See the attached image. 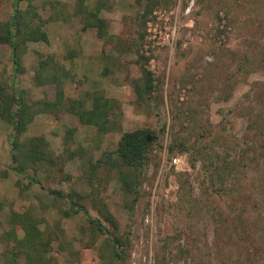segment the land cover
Wrapping results in <instances>:
<instances>
[{
  "label": "rangeland",
  "instance_id": "1",
  "mask_svg": "<svg viewBox=\"0 0 264 264\" xmlns=\"http://www.w3.org/2000/svg\"><path fill=\"white\" fill-rule=\"evenodd\" d=\"M96 2L85 0L90 8ZM145 2L108 0L100 12L112 38L107 44L96 29L81 31L75 0L19 3L20 11L36 13L29 19L48 42L19 46L24 71L16 75L9 45L0 44V82L28 101H54L53 84L34 82L38 55L52 56L75 79L64 83L66 98L100 91L120 104L122 115L120 130L102 138L68 114L35 116L19 140L45 138L46 160L27 169L41 186L10 169L12 126L0 119V264L10 213L28 209L40 230L60 239L50 251L55 264H117L106 235L87 248L86 218L62 217L68 203L45 190L88 195L89 158L114 151L124 132L138 128L152 129L157 139L134 188L121 187L106 167L97 170L103 179L94 180L129 242L124 264H264V0H158L142 25ZM11 15V0H0V26ZM136 52L149 58L156 87L146 103H137L130 86L138 77ZM180 142L192 147L183 153ZM82 203L99 218L90 199Z\"/></svg>",
  "mask_w": 264,
  "mask_h": 264
},
{
  "label": "trees",
  "instance_id": "2",
  "mask_svg": "<svg viewBox=\"0 0 264 264\" xmlns=\"http://www.w3.org/2000/svg\"><path fill=\"white\" fill-rule=\"evenodd\" d=\"M29 0H12V15L10 19L0 26V44H7L11 49V62L13 73H22L24 68L16 52L19 46L30 42H48V37L42 26L35 24L29 19L30 15H35L33 10L29 12L20 11L19 3ZM158 0H146L145 10L140 16V23L145 25L147 17L152 13L153 7ZM108 0H97L95 6L90 8L85 0H75L73 12L80 18L81 31L96 29L97 37L103 39L107 44L112 41L108 33L107 21L100 16V12L106 9ZM143 38V35H141ZM21 44V45H20ZM127 51H131V46H126ZM74 53L68 54L66 58L74 57ZM137 55L138 77L130 79V86L133 90L137 103H146L151 100L156 87L152 72L147 67L149 58ZM40 56L34 74V82L37 87L45 84L55 86L54 101H28L24 92L15 91L13 86L0 82V119L12 126V140L10 142L11 167L10 169L23 176L29 184L41 186V182L27 173V169H33L38 161L47 156L44 147L47 146L43 136L25 137L20 141V136L27 130L35 116L47 114L51 117L59 115H71L77 119L81 125L94 127L96 136H102L120 130L119 118L122 113L120 104L111 98L106 97L103 92H86L83 98L71 99L64 96V83L74 82L73 75L52 56ZM106 73V70L103 74ZM14 77V76H13ZM88 104V105H87ZM71 132L72 129L67 130ZM157 139V133L149 128H138L124 132L114 151L104 152L102 156L93 162L91 158L85 164L84 170L87 184L91 191L88 195L80 194L77 191L63 193L61 191L45 190L52 200L66 201L69 205L67 210L60 211L61 216L68 218L72 215L81 213L87 221V231L90 235L89 241L85 243L87 248L93 247L99 235H106L104 239L105 249L110 250L112 263L124 264L126 251L129 242L120 232L118 222L110 215L107 205L99 196V189L94 183L95 179L102 180L97 175V170L106 167L109 171L113 170L121 187L125 190H132L139 179L142 169L147 161L149 151ZM180 151L188 152L192 145L178 143ZM170 150H172L170 148ZM77 153L70 152V156ZM90 199L99 218H93L88 214L82 201ZM3 203L0 201V212ZM9 231L3 236L6 244L3 261L4 264H55V259L50 256L52 243L60 241L57 236H53L51 231H42L39 218L34 215V210L28 209L22 213L12 211L8 217ZM1 225V224H0ZM58 232L60 224H54ZM17 230L22 231L19 235Z\"/></svg>",
  "mask_w": 264,
  "mask_h": 264
},
{
  "label": "built area",
  "instance_id": "3",
  "mask_svg": "<svg viewBox=\"0 0 264 264\" xmlns=\"http://www.w3.org/2000/svg\"><path fill=\"white\" fill-rule=\"evenodd\" d=\"M172 162H173V164L175 165L176 162H177V158H173V159H172ZM150 217H151V215H146L144 221H145L146 223H148V222L150 221Z\"/></svg>",
  "mask_w": 264,
  "mask_h": 264
},
{
  "label": "crops",
  "instance_id": "4",
  "mask_svg": "<svg viewBox=\"0 0 264 264\" xmlns=\"http://www.w3.org/2000/svg\"><path fill=\"white\" fill-rule=\"evenodd\" d=\"M11 7H12V0H11ZM35 43V42H34ZM20 60H22V59H20Z\"/></svg>",
  "mask_w": 264,
  "mask_h": 264
}]
</instances>
